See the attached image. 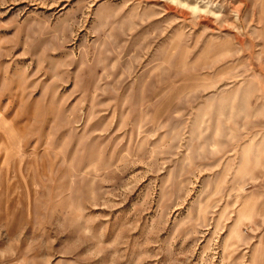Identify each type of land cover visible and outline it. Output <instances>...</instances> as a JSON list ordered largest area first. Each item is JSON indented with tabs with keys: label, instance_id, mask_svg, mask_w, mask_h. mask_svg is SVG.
Wrapping results in <instances>:
<instances>
[{
	"label": "rangeland",
	"instance_id": "rangeland-1",
	"mask_svg": "<svg viewBox=\"0 0 264 264\" xmlns=\"http://www.w3.org/2000/svg\"><path fill=\"white\" fill-rule=\"evenodd\" d=\"M0 264H264V0H0Z\"/></svg>",
	"mask_w": 264,
	"mask_h": 264
}]
</instances>
